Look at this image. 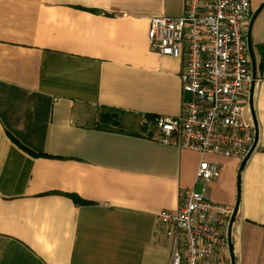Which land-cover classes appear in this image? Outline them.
<instances>
[{
	"label": "crops",
	"instance_id": "obj_1",
	"mask_svg": "<svg viewBox=\"0 0 264 264\" xmlns=\"http://www.w3.org/2000/svg\"><path fill=\"white\" fill-rule=\"evenodd\" d=\"M249 5L255 81L244 102L256 146L244 164L204 157L219 166L207 198L236 208L234 264H264V0ZM182 7L0 0V264L169 263L157 214L177 209L202 157L154 137L147 117H177L188 94L182 61L146 34L150 18ZM102 109L121 111V128L101 129Z\"/></svg>",
	"mask_w": 264,
	"mask_h": 264
},
{
	"label": "built area",
	"instance_id": "obj_2",
	"mask_svg": "<svg viewBox=\"0 0 264 264\" xmlns=\"http://www.w3.org/2000/svg\"><path fill=\"white\" fill-rule=\"evenodd\" d=\"M250 0H183L178 17L149 19L147 39L161 56L180 59V86L188 100L177 117L156 116L155 139L202 157L194 184L179 191L175 210L157 214V233L172 240L168 264H231L228 222L233 207L207 198L219 166L206 156L246 162L255 149V125L244 98L254 84L248 38Z\"/></svg>",
	"mask_w": 264,
	"mask_h": 264
},
{
	"label": "trees",
	"instance_id": "obj_3",
	"mask_svg": "<svg viewBox=\"0 0 264 264\" xmlns=\"http://www.w3.org/2000/svg\"><path fill=\"white\" fill-rule=\"evenodd\" d=\"M99 120L97 124L101 127V129H108L112 130V128H121L120 124V116L122 114L121 111L115 110V109H102L101 112H99ZM153 121L154 117H147V121ZM70 199H72L75 204L83 205L85 202L81 201L75 196H68Z\"/></svg>",
	"mask_w": 264,
	"mask_h": 264
},
{
	"label": "water",
	"instance_id": "obj_4",
	"mask_svg": "<svg viewBox=\"0 0 264 264\" xmlns=\"http://www.w3.org/2000/svg\"><path fill=\"white\" fill-rule=\"evenodd\" d=\"M252 62L254 63V61H253V58H252ZM251 102H250V105H249V107H250V109H251ZM255 132H256V129H255ZM254 132V133H255ZM256 140H257V133H255V143H256ZM245 163V162H244ZM243 163V164H244ZM236 209V208H235ZM235 209H233L234 210V213H233V215H232V217H231V219H230V222H228V233H227V241H228V249L229 250H231L230 249V247H231V227H232V222H233V219H234V216H235ZM233 260V259H232ZM231 260V264H234V261H232Z\"/></svg>",
	"mask_w": 264,
	"mask_h": 264
},
{
	"label": "rangeland",
	"instance_id": "obj_5",
	"mask_svg": "<svg viewBox=\"0 0 264 264\" xmlns=\"http://www.w3.org/2000/svg\"><path fill=\"white\" fill-rule=\"evenodd\" d=\"M188 98H189V97L187 96V99H186V100H188Z\"/></svg>",
	"mask_w": 264,
	"mask_h": 264
}]
</instances>
